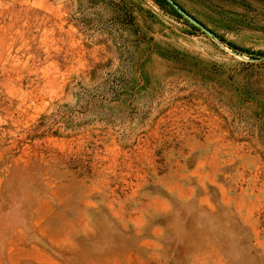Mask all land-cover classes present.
Listing matches in <instances>:
<instances>
[{"label":"rangeland","instance_id":"1","mask_svg":"<svg viewBox=\"0 0 264 264\" xmlns=\"http://www.w3.org/2000/svg\"><path fill=\"white\" fill-rule=\"evenodd\" d=\"M0 0V264H264V0Z\"/></svg>","mask_w":264,"mask_h":264},{"label":"water","instance_id":"2","mask_svg":"<svg viewBox=\"0 0 264 264\" xmlns=\"http://www.w3.org/2000/svg\"><path fill=\"white\" fill-rule=\"evenodd\" d=\"M182 16H184L188 21H190L192 24L198 26L201 28L206 34L212 36L214 39H217V35L214 34L211 30L206 28L201 22L193 18L191 15H189L187 12H185L181 7H179L173 0H167Z\"/></svg>","mask_w":264,"mask_h":264}]
</instances>
